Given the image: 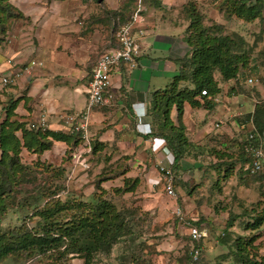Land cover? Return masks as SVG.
I'll return each mask as SVG.
<instances>
[{
  "label": "crops",
  "instance_id": "obj_1",
  "mask_svg": "<svg viewBox=\"0 0 264 264\" xmlns=\"http://www.w3.org/2000/svg\"><path fill=\"white\" fill-rule=\"evenodd\" d=\"M186 1L141 0L142 20L132 28L140 47L137 65L129 68L120 63L112 67L110 85L105 94L109 95L108 102L89 111V143L97 150L82 155V158L85 168H89V161L95 159L99 171L89 177V171L75 167L71 158L67 173L74 168L70 181L78 193L67 190L69 194L89 196L94 191L95 178L111 169L119 174L102 181L104 189H108L105 183L110 180L119 182L124 177L137 178L134 190L125 194L131 195L138 208L149 213L156 224L167 226L165 240L156 245V262L184 263L182 257L184 246L189 241L188 226L196 223L209 232L208 237L199 242V264H226L222 259L227 253L226 246L218 241L226 228L222 224L223 219L226 221L230 215L239 213L234 207L241 208L242 204L236 205V201L249 204L250 209H264V189L259 188L260 180L251 179L246 174L239 179V173H236L237 176L232 174L235 176L233 182V177L228 175L229 170L224 172L220 168L232 162L231 173L239 168L248 172L245 170L246 162L238 159L239 147L247 135L240 136L237 130L240 126L241 129L245 127L232 119V116L244 113L234 111L231 114L230 101L239 93L230 95L227 81L222 87L219 85L221 92L213 95V101L197 96L195 99L199 104L193 106L184 101L181 112L177 111L176 105L172 106L169 113L172 123L183 127L188 141L193 144V154L183 157L177 166L173 165V155L166 140L157 134L160 121L152 109L153 94L168 88L169 81L171 84L178 74L179 60L191 53L184 41L189 22L182 12ZM195 1L203 4V11L208 12L205 24H210L208 21L211 20L223 24L226 31H232L231 17L218 15L216 0ZM10 3L22 16L13 21L7 31V40L0 44V75L20 74L11 84L0 89V102L4 105L11 100L16 101L13 118L25 123L27 128H38L43 118L46 130L69 134L71 128L67 117L86 108V88L95 60L100 53L116 44L114 33L128 20L137 0H10ZM254 22L259 24L255 31L248 32V24H245L243 32L239 33L245 39L246 48L251 50V61L243 74L245 81L248 76H259L257 67L263 64L259 60L264 61V8L261 17L251 25ZM32 60L41 64L28 69ZM249 71L252 73L248 75ZM232 84L235 85L234 81ZM184 85L185 82L180 83V87ZM261 89L260 86L258 90ZM248 95L243 96L254 100V104L257 99ZM199 110L207 111L205 115L209 114V118L198 122L195 116ZM254 135L258 136L261 144V137ZM230 139L234 142L228 153L234 154L233 157L225 155L219 158L208 153L212 152L211 148L219 149L223 142L227 145ZM78 144L76 150L82 148L81 140ZM67 148L65 141L53 140L52 147L42 157H52V162H60ZM212 168H218L216 172L223 178L209 187L207 182L213 175L211 172L205 174V171ZM169 178L175 195L166 192ZM213 187L215 192L212 193L210 189ZM203 190L211 192V195L206 196ZM220 200H224L223 203L215 208V203ZM177 208L181 210L182 217L176 213ZM240 219L238 216L235 221ZM259 230L261 236L255 244L264 238V224ZM261 245L260 252H264V240Z\"/></svg>",
  "mask_w": 264,
  "mask_h": 264
},
{
  "label": "trees",
  "instance_id": "obj_2",
  "mask_svg": "<svg viewBox=\"0 0 264 264\" xmlns=\"http://www.w3.org/2000/svg\"><path fill=\"white\" fill-rule=\"evenodd\" d=\"M222 4L227 17L235 15L246 22L260 18L264 8V0H223ZM182 12L189 21L184 41L191 49L190 56L179 60L178 74L173 78L171 86L161 93H154L152 100L154 116L160 121L157 134L166 140L173 155V165L176 166L183 157L192 153L193 144L188 141L183 127L172 123L169 114L172 106L176 105L179 112L182 111L184 101L197 106L199 103L195 98L201 96L202 89L217 95L221 92V87L215 79V74L218 73L222 81L237 82L251 61V50L246 48L244 37L235 31L227 32L224 25L218 22L204 25L205 17L197 6V1H186ZM21 16L10 0H0V44L7 40V31L13 21ZM182 82H185V85L180 87ZM230 90L237 93L235 85L231 86ZM263 93L264 91L256 89L254 96L257 100L253 109L242 114L243 116L236 115L233 118L244 127L251 123L255 134L259 136L264 135ZM15 106L16 101L12 100L0 106V262L7 257L24 261L32 257L41 259L47 256L50 259L56 255V258L69 256L82 259L81 264H93L99 252H109L112 245L120 242L122 236L130 231L124 215L116 210L110 199L103 196L108 193L101 186L102 181L119 173L111 169L108 174L103 172L95 178L91 195L100 193L95 200L84 201L81 195L71 197L72 194H69L66 187L67 167L71 163V153L76 150L78 141L81 140L79 132L64 134L37 127L27 128L25 123L13 118ZM53 140L65 141L68 144L65 156L57 163L42 159L43 153L52 147ZM246 140L245 138V142ZM253 142L258 143L257 137ZM243 143V146L239 147L238 159L240 162H247L250 158ZM96 150V147L91 148L92 152ZM211 150L214 152L216 149ZM22 153L34 156L30 157V161H26ZM215 155L220 158L228 153L217 150ZM227 164V167L232 168L234 163ZM43 169L56 171L46 175L43 182L37 181L36 176L43 172ZM237 173L239 179H243L246 174L251 179L260 180L259 188L264 189L263 174L249 175L250 173L241 168ZM54 176H61V183H54ZM137 182V178H125L121 187H114L112 190L116 193L130 192L134 190ZM26 183L34 184V187L27 189ZM16 206L19 213L32 207V211L23 216L28 215V221L38 216L35 225L30 226V223L23 221L12 228H3V216L8 209ZM68 210L74 211L69 218L61 220ZM255 210L253 220L245 225L246 229L256 232L254 235L248 238L237 233L235 235L228 231L226 226L223 234L218 237V241L227 247L230 241L234 242L236 249L233 255L238 257L239 264H264V252H260V245H255V241L261 236L259 228L264 223V209ZM243 213L247 214V210ZM243 213L240 214L244 216ZM240 214L230 215L227 219L228 226H231ZM231 237L234 240H231ZM188 251L189 244H186L183 253L186 264L190 263ZM257 253L260 254L259 257L256 256ZM199 260L200 257L195 264H199Z\"/></svg>",
  "mask_w": 264,
  "mask_h": 264
},
{
  "label": "rangeland",
  "instance_id": "obj_3",
  "mask_svg": "<svg viewBox=\"0 0 264 264\" xmlns=\"http://www.w3.org/2000/svg\"><path fill=\"white\" fill-rule=\"evenodd\" d=\"M222 2H223V0H216L217 7H215V8L218 10V15L222 14V16L226 18L227 16H226V14H224V7L221 6ZM197 6L200 9L202 8L201 13L206 18V16H208V12L203 11V7H202L203 4L198 3ZM210 8H211V6H210ZM238 20H241V19L236 17L235 15L231 16L232 23L231 22L230 23L232 25L231 26L232 31H235L237 33L243 32V26L245 24H248V29H247L248 32L251 30L255 31V29H257L259 27V24H257V22H254V25H251V23L253 21L249 22V23H246V22L240 23ZM205 21L206 20H203V23H204V25H207V24H205L206 23ZM208 22H210V24L213 23L211 20ZM227 24H229V23L227 22ZM247 35H249V34H247ZM251 39H254V38L251 37ZM259 61H261V63H263V64H260V67H257L260 70L259 76L258 75L256 76V74H254L257 77V82L255 84L254 83L248 84L245 81V79H243V75H242V78L239 79L237 82L234 81V84L237 88L236 90L239 93V95H237L236 98H232V100L230 101L232 103L231 114H233L234 111H235V113L240 114V113H245L246 110H252L253 109L254 100H252L251 98L250 99L244 98V96H243L244 94L245 95L249 94L248 95L249 97H253L254 96L253 93L256 92V89L258 90V88L260 86L262 88L261 90L264 91V61H262V60H259ZM251 73H252L251 71L247 72L248 75ZM215 77L218 79L219 85L222 87V85H223V83H225V81H222L220 79V76L218 73L215 74ZM229 84H230V87L233 86L231 80L229 81ZM167 85H168L167 86L168 88L171 86L170 81H169V84H167ZM258 91H260V90H258ZM231 94H232V91L230 90V95ZM251 95H253V96H251ZM263 96H264V93H263ZM205 113L207 114L208 112L205 111ZM205 113H204V110H199L195 116L196 120L199 122V121H203L207 117L209 118V114L205 115ZM241 115L242 114H240L238 116H241ZM233 118H234V116H232V119ZM239 119L242 120V118H239ZM0 121H1V119H0ZM232 122H233L232 124H236L234 121H232ZM201 123H203V122H201ZM220 123H222V121H220ZM237 132L239 133L240 136H243L244 134L248 135V133H254V134L256 133L254 126L251 124H248L245 127V129H241V126H240L238 128ZM260 137L262 140V141L260 140V142H261L262 146H264V135L260 136ZM257 139H258V136H257ZM232 142H234V141L231 139L229 140L227 145H226V142H223L224 144L219 145V147H218L219 149L215 148L216 150L214 152H208V153L209 154H215V152H217V150L218 151H226L228 153L229 151H231ZM243 142H245V140ZM242 146L243 145H241V147ZM244 150H245V148H244ZM228 155H231L233 157L234 154L228 153ZM247 155L250 156L249 153H247ZM22 157L26 161H30V157H32V156L28 153H22ZM51 158L50 159L42 158V159H43V161L46 160V161L52 162L53 159H51ZM89 162H91L90 167L89 168H83L82 171L83 170L89 171V177H90L91 175H94L95 173H97L99 171V167H98L99 165L95 162V159L91 160ZM227 162H229V160ZM32 168L35 169V167H32ZM36 168H38V167H36ZM220 168H221V170H224V172L226 171V169H228L229 170L228 175L233 177V179L231 181L235 182V176H237L236 175L237 171L235 173H234V171L231 173V171H230L231 167L230 166L229 167L220 166ZM38 169L41 170V168H38ZM212 169H208L207 171H205V174H208L209 172H211L213 175L211 177V181L207 182V186H209V187L213 186L214 182H216V184L218 183V181L221 182L222 178H223L222 176L219 175V172H216L218 168H212ZM42 171L43 172L37 174V176H36L37 181L39 180L40 182H43V179L46 177V175L47 176H48V174L51 175L56 170H54V169H48V170L43 169ZM74 173L75 172H71V169H69V171L67 173V177L70 176V179L66 181V187L71 189V192L78 193V191H75L73 188L74 183L70 181L72 179V176L74 175ZM232 174H234L235 176ZM52 180L54 183L57 182V184H59V183H61L62 178H61V176H54ZM37 181H35V182L38 183ZM124 181H125V177L123 179H119L120 183L116 180H110L107 183H105V185L108 188V189H106L108 194L103 195V196L107 199H110V201L113 202L116 210L119 211L122 215H124V218L126 219V223L129 226L130 231L122 236V238L120 239V242L113 244L109 252H107V253L99 252L97 254V256L95 257L93 264H159L155 260L156 253H157L156 245H158L162 240H165V237L168 233L165 230L167 226L166 225L160 226V225L156 224L152 220V217L149 216V213L144 214L145 212L138 208L137 202L134 203L135 201L131 195H128L125 193H116L112 190L114 188V186H116L117 184H122ZM226 181L227 180H225L224 182H226ZM33 185H32V183H26L27 189L34 187ZM216 186L217 185H215V187ZM221 187H223V185H221ZM109 188H111V189H109ZM228 188L229 187H227V189ZM212 190H214V191H212ZM210 191L212 193L215 192L214 187L212 189H210ZM203 192L205 193L206 191L203 190ZM211 192L205 193L206 196H208ZM99 194L100 193H98V192L95 193V196H92L91 194H89V196H84L81 199H83L84 201H93L97 198V195H99ZM77 195H79V194H76L75 196H77ZM72 196H74V195L72 194L71 197ZM75 199H77V198H75ZM221 200H220V202L217 201V203H215V208L221 206V203H223V201H224L223 200L221 202ZM236 202H237L236 205L239 203L242 204L241 208L234 207V209H236L235 211L239 212L237 215H239L240 213H243L244 210H247V214L243 213L244 216H242V214H240L241 215L240 218H242V219L238 220L237 222L234 221L231 226H228V221L227 220L225 221V219H223L222 224L226 225L228 227V231L235 233V235L239 234L241 236H245V238H248V237L254 235V233H256V232L246 229L245 225H246V223L253 220L256 210L252 209L253 207L251 208L252 209L251 210L250 209L251 206L249 204H247V205L243 204L242 201H236ZM212 209H213V206H212ZM259 210H260V207L258 208V211ZM28 211L31 212L32 207L29 208L28 210H26L24 212H20V213H19V211H17V206L12 208V209H8L6 214L3 216L4 218L2 221V227L3 228H12L13 226L18 225V224L22 223L23 221L30 223V226L35 225V221L38 219V216H35L34 218H32L31 220L28 221L29 216L28 215L23 216L24 214L29 213ZM73 211L68 210L65 214H63L64 216H62L61 220L69 218L70 214H72ZM30 216H32V214H30ZM174 234L175 233H172V235H174ZM231 240H234V238L231 237ZM263 240H264V238L261 241H259L260 243L257 242L259 244H255V245H260L258 247L262 248L263 246L261 245V242ZM255 243H256V241H255ZM228 247H229V249H228ZM228 247L226 246L225 250L227 251V253L223 256L222 259L226 260V264H239L240 260L238 259V257L233 255V251L236 249L234 242L230 241ZM228 250H230V251H228ZM259 255L260 254H258V253L256 254V256H258V257H259ZM55 256H53L50 259L47 258V256L42 257L41 259L39 257H32V258L26 259L24 261L15 260L12 257H7L3 261H1L0 264H81V262H82V259L79 260V259H75V258H72L69 256L68 257L63 256L62 258H56ZM200 257H201V255H200ZM183 261L185 263L184 259H183ZM198 262H200V261H198ZM181 264H183V263H181Z\"/></svg>",
  "mask_w": 264,
  "mask_h": 264
},
{
  "label": "built area",
  "instance_id": "obj_4",
  "mask_svg": "<svg viewBox=\"0 0 264 264\" xmlns=\"http://www.w3.org/2000/svg\"><path fill=\"white\" fill-rule=\"evenodd\" d=\"M141 11V0H137L136 6L130 14L128 20L120 25L114 33L116 44L100 53L93 64L91 77L86 88L87 104L85 110L74 113L67 117V122L70 123L71 131L79 132L80 139L82 141V148H78L74 151V153L71 154V158L75 167H86L82 155H85L91 151L89 134L87 131L89 111L95 106H101L108 102L109 95L106 96L105 94L107 88L110 85V70L112 67L120 63H124L129 68H134L137 65L140 47L133 35L132 28L133 25L142 20ZM39 64L41 63L32 60L28 65V69ZM19 74L20 72H15L13 76L0 75V89L11 84L15 78L19 76ZM256 80L257 79L254 76H249L246 78V82L248 84H253L256 82ZM200 95L205 97L207 101L214 100V96L209 94L206 89H202ZM143 107L145 110V101L143 102ZM38 128L45 129L43 118L40 119V125ZM253 140L254 133H249L247 136V141L244 144L246 152L250 154V159L245 164V170H247L249 173L264 175V151L262 150L261 145L254 143ZM73 171L74 168H72L71 172ZM68 178H70V176ZM166 192L169 195H175L170 184V178L168 179V184L166 185ZM176 213L179 215V217H182L180 209L177 208ZM208 235V229L204 226H198L196 224H190L188 226V254L190 256L189 264H195V262H197L199 259L201 248L198 243L201 240L206 239Z\"/></svg>",
  "mask_w": 264,
  "mask_h": 264
},
{
  "label": "clouds",
  "instance_id": "obj_5",
  "mask_svg": "<svg viewBox=\"0 0 264 264\" xmlns=\"http://www.w3.org/2000/svg\"><path fill=\"white\" fill-rule=\"evenodd\" d=\"M248 77H249V76H248ZM254 77H255V76H254ZM256 79H257V78H256ZM248 134H249V133H248ZM247 136H248V135H247ZM247 136H246V137H247ZM246 137H245V138H246ZM256 137H257V135H254V139H255ZM246 139H247V138H246ZM246 141H247V140H246ZM257 144H260V143L258 142ZM260 145H261V144H260ZM261 148H262V150L264 151L262 145H261ZM247 162H248V161H247ZM250 174H253V173H250Z\"/></svg>",
  "mask_w": 264,
  "mask_h": 264
}]
</instances>
